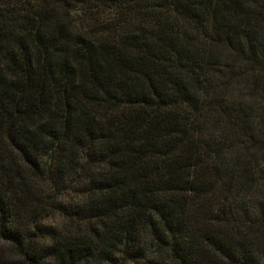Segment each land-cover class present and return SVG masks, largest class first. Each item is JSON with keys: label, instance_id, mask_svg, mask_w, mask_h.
<instances>
[{"label": "trees", "instance_id": "16d2710c", "mask_svg": "<svg viewBox=\"0 0 264 264\" xmlns=\"http://www.w3.org/2000/svg\"><path fill=\"white\" fill-rule=\"evenodd\" d=\"M0 264H264V0H0Z\"/></svg>", "mask_w": 264, "mask_h": 264}]
</instances>
